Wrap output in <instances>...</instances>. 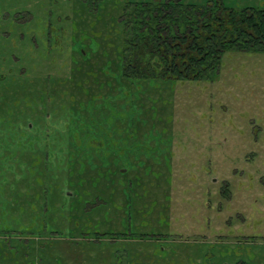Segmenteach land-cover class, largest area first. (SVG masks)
<instances>
[{"label":"rangeland","instance_id":"374dc122","mask_svg":"<svg viewBox=\"0 0 264 264\" xmlns=\"http://www.w3.org/2000/svg\"><path fill=\"white\" fill-rule=\"evenodd\" d=\"M125 3L0 0V264H264V53L125 79Z\"/></svg>","mask_w":264,"mask_h":264},{"label":"trees","instance_id":"16d2710c","mask_svg":"<svg viewBox=\"0 0 264 264\" xmlns=\"http://www.w3.org/2000/svg\"><path fill=\"white\" fill-rule=\"evenodd\" d=\"M125 4L118 20L125 79L212 81L225 52L264 53V9L237 10L222 0L199 6L181 0Z\"/></svg>","mask_w":264,"mask_h":264}]
</instances>
